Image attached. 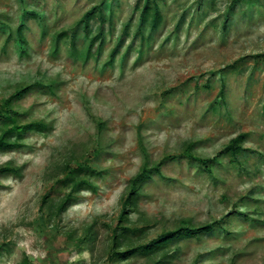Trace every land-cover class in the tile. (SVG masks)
<instances>
[{
	"label": "rangeland",
	"instance_id": "1",
	"mask_svg": "<svg viewBox=\"0 0 264 264\" xmlns=\"http://www.w3.org/2000/svg\"><path fill=\"white\" fill-rule=\"evenodd\" d=\"M145 2L0 0V103L28 87L19 123L49 126L0 153L20 171L0 176V264H152L114 257L112 231L132 179L159 163L127 214L145 232L119 251L215 223L171 246L169 264H264V0H159L154 31L140 27ZM87 165L105 171L96 189L59 214L63 180Z\"/></svg>",
	"mask_w": 264,
	"mask_h": 264
},
{
	"label": "trees",
	"instance_id": "2",
	"mask_svg": "<svg viewBox=\"0 0 264 264\" xmlns=\"http://www.w3.org/2000/svg\"><path fill=\"white\" fill-rule=\"evenodd\" d=\"M256 0H234V3H253ZM100 8L95 7L93 10L88 12L86 15V31H89V24H87L88 19L96 14ZM232 9V6L229 8ZM96 11V13H95ZM163 21V16L161 14V5L159 0H146L142 14L140 16V27L144 26L146 23L151 24L152 31L158 29L160 24ZM226 27V24H224ZM129 25L126 26L123 36L128 32ZM19 36L23 42V35L19 31ZM102 40L103 34L100 32L93 41ZM91 50L89 49V54ZM28 87L18 90L15 94L11 95L6 100L0 103V153L9 152L14 149L22 147V140L25 139L26 134L30 131L36 132H46L49 129V126L42 121H34L26 124L19 123L20 119L25 116L24 113L19 112L13 107V104L18 101L25 93ZM221 95L224 93V90H221ZM244 136L241 135L233 140L232 144L228 146L224 151L230 155V161H236L237 155L240 154L243 150L241 142L243 141ZM192 145L188 146L185 150L186 155L196 158L192 153ZM211 159H205V168L209 172L212 167L210 166ZM238 161V160H237ZM212 162V161H211ZM160 164L153 166L151 168H144L143 171L137 174L131 181V189L129 194L125 197L123 201V208L118 222L113 227V242H112V253L113 256L118 260H127L131 255L140 253L143 256H148L156 261H153L152 264H169L170 261L175 257L178 248L174 251H171V246L174 244L177 245L178 241L183 238L189 237H200L202 234L211 232L214 230L215 223L205 224L202 226H195L193 224H184L176 227L173 230L163 232L158 237L150 240L147 243H143L137 246H131L123 251H119L118 248L124 244L133 245V239L135 237H140L144 234L145 229L139 227H131L127 225L128 221V212L137 204L139 197L142 195L141 189L144 185V182L151 179L154 172L160 173ZM105 171L97 170L93 167L87 166H75L70 169L69 176L63 180L67 185H72V192L67 194L58 204L57 212L62 214L69 207V201L73 198L74 193L80 192L82 190H95L96 186L93 184L89 178L94 176H101ZM15 174L20 175V171L17 168L12 166H0V176L6 174ZM44 199H47L46 197ZM45 201V200H44ZM94 232L91 229H88V233L84 235L81 239V243L84 241H93ZM25 264H29L28 261Z\"/></svg>",
	"mask_w": 264,
	"mask_h": 264
}]
</instances>
